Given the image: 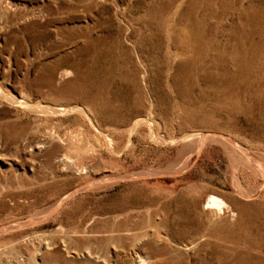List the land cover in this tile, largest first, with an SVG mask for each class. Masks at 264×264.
Masks as SVG:
<instances>
[{
	"label": "rangeland",
	"instance_id": "374dc122",
	"mask_svg": "<svg viewBox=\"0 0 264 264\" xmlns=\"http://www.w3.org/2000/svg\"><path fill=\"white\" fill-rule=\"evenodd\" d=\"M235 263L264 264V0H0V264Z\"/></svg>",
	"mask_w": 264,
	"mask_h": 264
},
{
	"label": "bare ground",
	"instance_id": "6f19581e",
	"mask_svg": "<svg viewBox=\"0 0 264 264\" xmlns=\"http://www.w3.org/2000/svg\"><path fill=\"white\" fill-rule=\"evenodd\" d=\"M255 10V9H254ZM182 20V19H181ZM247 20H248V18H247ZM242 28H244V27H242ZM242 31V30H241ZM258 33V32H257ZM199 47V46H198ZM263 51V50H262ZM14 99V98H13ZM25 106V105H24ZM32 106V105H31ZM40 107V106H39ZM32 108V107H31ZM47 110V109H46ZM145 120V119H144ZM216 136V135H215ZM192 137V136H191ZM202 137H204V136H202ZM185 138V137H184ZM220 138V137H219ZM190 139V138H189ZM203 139V138H202ZM221 139V138H220ZM193 140V139H192ZM215 140H217V139H215ZM183 141V140H182ZM188 141V140H187ZM194 141V140H193ZM214 141V140H213ZM224 141V140H223ZM229 142H230V140H229ZM185 143V142H184ZM189 143V142H188ZM225 143V142H224ZM227 146V145H226ZM191 147V146H190ZM198 147V146H197ZM198 151H199V149H198ZM248 159V158H247ZM238 183V182H237ZM240 185V184H239ZM240 188V187H239ZM251 191V190H250ZM255 192V191H254ZM254 192L252 193V194H254ZM245 194V193H244ZM252 194H249L250 196H252ZM252 198V197H251ZM207 205H215V206H217V207H220V206H227V205H225V202H224V200L223 199H221L220 197H217V196H215V195H209L208 197H207V200H206V202H205ZM205 204V205H206ZM209 207V206H208ZM212 207V206H211ZM204 208H205V206H204ZM218 210V209H217ZM207 237V236H206ZM196 247V246H195ZM241 257V256H240ZM149 260V259H148ZM156 263V262H155ZM236 264V263H235Z\"/></svg>",
	"mask_w": 264,
	"mask_h": 264
}]
</instances>
